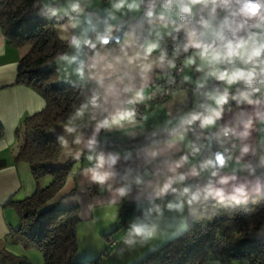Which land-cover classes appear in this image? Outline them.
I'll return each mask as SVG.
<instances>
[{
    "label": "crops",
    "instance_id": "crops-1",
    "mask_svg": "<svg viewBox=\"0 0 264 264\" xmlns=\"http://www.w3.org/2000/svg\"><path fill=\"white\" fill-rule=\"evenodd\" d=\"M116 2H48L57 3L55 14H71L55 27L61 40L71 41L53 64L62 83L79 87L67 119L47 131L48 135L60 137L62 141L57 166L76 159L72 174L51 198L49 205L56 203L61 208H77L76 238L77 245L80 244L78 250H82V257H85L83 260L97 254L101 256L106 247L105 237L111 235L117 245L104 255L106 257L99 264H134L177 237L186 222L196 217L208 197L246 201L252 195L264 194V98L232 106L222 111L219 117L210 116L214 123H203L202 130L230 127L238 141L235 153L226 158L221 171L215 175L211 166L198 161L200 151L189 153L192 140L185 131L137 149L107 146H126L165 131L182 119H189L192 112L202 111L204 114L217 105L210 97L222 94L221 89L231 90L241 81L228 84L218 79L219 72L230 66L229 62L202 60L200 50L191 47L184 65V83L166 101L149 105L143 116H134L131 122L101 127L102 121L110 120L117 112L144 103L152 83L170 68V59L162 51L161 39L176 30L171 22L151 20L141 39L130 31L114 42L102 44L98 37H94L96 31L105 34L111 27L112 32L126 21H134L142 15L140 0H135L139 5L136 9L124 7L117 10L114 8ZM181 2L186 3V0H177L165 8L166 2L160 0L152 15L182 22ZM73 5L78 7L74 10ZM73 37L81 41L90 40L95 47L82 44L77 49L72 44ZM197 38L200 39L199 36ZM202 41H218L213 47L223 50L218 39L204 38ZM148 44H157L158 47L150 55H145L144 49ZM22 54V50L7 44L0 28V125L4 132L0 138V159L6 162V166L0 169V253L6 251L19 256L25 253L23 248L13 245L7 238L9 231L18 223L14 209L7 203L10 199L20 200L32 194L35 182L28 164L14 161L20 144L15 129L23 116L45 106L39 94L15 83ZM65 56L69 59H63ZM73 56L75 61L70 59ZM189 59L194 63H188ZM259 61H264V54ZM244 67L241 70L256 69L251 62ZM230 68L231 72L238 66L232 64ZM217 79L219 85L214 83ZM187 87L202 89L203 93L190 94ZM137 93H142L143 99H136ZM130 100L135 102L129 103ZM67 128L74 131L69 132ZM90 141L94 143L90 145ZM203 146L209 150L212 143L206 139ZM100 157H103L102 166H98ZM93 172L106 174L105 181L96 182ZM166 185L169 187L164 191ZM240 189L242 191H238ZM134 226L141 227L143 233L137 235L133 231ZM200 264L221 262L212 258Z\"/></svg>",
    "mask_w": 264,
    "mask_h": 264
},
{
    "label": "trees",
    "instance_id": "trees-1",
    "mask_svg": "<svg viewBox=\"0 0 264 264\" xmlns=\"http://www.w3.org/2000/svg\"><path fill=\"white\" fill-rule=\"evenodd\" d=\"M159 1L140 0L141 17L134 21H126L122 26L119 25L110 33L109 42L120 39L130 31L141 39L144 29L151 20H164L175 26L179 24L171 34L177 36L181 43L186 44L180 20H169L155 14L148 15ZM56 6L57 3L44 5L42 0H0L1 31L8 45L23 51L17 65L15 83L31 88L45 101V106L41 110L23 116L15 129L20 144L14 161L28 164L35 182V190L23 199L8 201L7 204L17 215L18 223L9 231L7 238L13 245L23 249L39 250L44 264H95L94 260L75 258L78 250L77 208H61L56 203L49 205L51 198L72 174L76 159L69 160L63 166H57L56 160L62 149V141L60 137L48 135L47 131L67 119L73 101L79 94L78 86L62 83L59 80L57 69L53 64L54 60L68 48L71 41V39L61 40L55 32V27L71 16V14H55ZM202 6L200 5L198 10ZM240 6L237 0H229L227 5L218 0L216 5V11L230 9L227 15L228 23L224 24L223 31L226 38L234 42L244 39L261 21L259 16L251 19L241 16ZM261 12L264 13V8ZM197 15L198 18H203L200 11H197ZM204 43L217 46L218 41ZM190 48L187 49L188 54ZM262 82H264V74L254 77L251 84L241 80L234 88L226 91L228 96L226 103L216 105L204 114L202 111H197L196 114H200V119L191 124L187 123L188 119H182L165 131L126 146L116 144L107 146L137 149L149 143L167 140L185 131L192 140L189 153L194 154L198 150L201 154L200 146L206 139L201 140L199 135L201 132L209 131L202 130L204 119L213 116L214 112L221 113L250 99L264 98V92L258 90L264 87ZM214 83L219 85L218 79ZM221 91L222 94L225 93V90L221 89ZM3 133L0 125V138ZM5 166V160L0 159V169ZM47 175L51 176L52 180L47 185L41 186L42 178ZM212 258H217L221 264L234 262L264 264V194L252 195L246 201L208 197L198 209L196 217L186 222L177 237L144 255L134 264H200ZM0 264L31 263L23 255L2 251Z\"/></svg>",
    "mask_w": 264,
    "mask_h": 264
},
{
    "label": "clouds",
    "instance_id": "clouds-1",
    "mask_svg": "<svg viewBox=\"0 0 264 264\" xmlns=\"http://www.w3.org/2000/svg\"><path fill=\"white\" fill-rule=\"evenodd\" d=\"M173 0H166V3L164 5L165 8H169L172 4ZM220 3H223L227 5L229 3V0H219ZM238 3L241 4L239 8V14L247 19H251L253 17H260L262 21H264V13L261 12V9L264 8V0H237ZM196 3H204V4H212V12H215V6L218 3V0H190V3H180V11L185 14H191V6L190 4H196ZM78 7V5H73L74 10ZM127 7L128 9H136L139 7V5L135 2V0H132V2H128V0H117V2L114 4V8L119 10L121 8ZM148 15H152V12L149 11ZM235 15V13H234ZM228 23L227 18L224 21V24L226 25ZM201 24L204 28H210L211 25L208 21H201ZM259 27L260 25H256ZM224 25H221L220 29L214 32V35L216 39L221 41V47L223 50H220L218 48L213 47L211 44H206L202 40L197 38V33L195 30H191L188 33V43L185 44V51L189 47H193L196 49H199V55L202 60L208 59L210 62H216L220 63L223 61H227L229 63L232 62V58L238 57L244 60L245 63L253 61L254 58L260 57L262 54H264V40L257 42L256 36L251 35L247 40L245 39H239L237 41L229 40L224 35L223 31ZM111 27L106 29V33L102 36H99L97 39L102 44H108L111 39ZM201 36L204 35V33H200ZM72 44L79 49L82 44L90 45L92 47H95L94 44L90 40H79L75 37L72 39ZM249 45H251L249 50ZM158 47L157 44H148L147 47L144 49L145 55H150L156 48ZM246 57V59H245ZM63 59L68 60L69 57L65 56ZM71 61H75L76 57L73 56L70 58ZM188 63H194V60L189 59ZM261 63H264L262 61ZM81 75L82 69H80ZM261 72L264 73V68H261ZM213 75H216V73H213ZM256 72L255 70H249L244 71L241 69H237L235 71L229 72L228 70H224L219 72L217 78L220 80L227 81L228 84H232L237 82L238 80H244L246 83L251 84L253 78L255 77ZM215 101L217 105H222L227 102L228 96L227 92L223 94H218L210 97ZM136 99H143L142 93L136 94ZM135 100H130L129 103H134ZM80 114V113H78ZM219 112H214L215 117H219ZM135 112L133 110H124L117 112L114 114L111 119H105L101 122V127H108L110 125H119L122 121H129L131 122L134 119ZM200 119V114H191L190 118L187 120V123L191 124L192 122ZM205 124H212L214 123L213 117H206L203 121ZM69 132L74 131L72 128H67ZM79 143V140L76 141ZM94 143V141H90V145ZM66 144V142H65ZM92 157H89L91 159ZM99 165L102 166L103 164V157L99 158ZM216 163L220 164L221 166L224 163V159L220 154H217L216 161H208V165L214 166ZM215 175V173H213ZM93 179L96 182L103 183L106 179V174H100L99 172H93ZM180 179H183V177H180ZM169 186L166 185L163 189L164 191L167 190ZM185 192L188 191V189H184ZM242 191V189L238 190ZM219 195V193H217ZM195 198V197H193ZM169 207H173V205H169ZM133 231L140 235L143 233V229L139 226H134Z\"/></svg>",
    "mask_w": 264,
    "mask_h": 264
},
{
    "label": "built area",
    "instance_id": "built-area-1",
    "mask_svg": "<svg viewBox=\"0 0 264 264\" xmlns=\"http://www.w3.org/2000/svg\"><path fill=\"white\" fill-rule=\"evenodd\" d=\"M183 15L184 18H190L189 14L184 13ZM99 36H101L100 33H94V37ZM161 46L162 51L170 59V68L162 74L159 80L152 83L143 104H135L129 107V110L135 112V117L143 116L149 105L166 101L172 92L180 88L184 82V63L188 55V50L185 51V44L181 43L177 36L170 34L161 39ZM187 90L190 94L201 95L203 93V90L198 88L187 87ZM199 137L201 140L208 139L212 143V147L209 150H205L203 144L200 146L202 151L199 161L206 165H208L210 160L216 161L217 154H220L225 161L230 154L235 153L238 146L237 138L230 127L210 129L207 132H201ZM221 167L220 164L216 163L211 166L212 172L219 173ZM105 240L107 250L117 245V241L111 235H107Z\"/></svg>",
    "mask_w": 264,
    "mask_h": 264
},
{
    "label": "rangeland",
    "instance_id": "rangeland-1",
    "mask_svg": "<svg viewBox=\"0 0 264 264\" xmlns=\"http://www.w3.org/2000/svg\"><path fill=\"white\" fill-rule=\"evenodd\" d=\"M49 1L50 0H45L44 3L43 2L42 3L44 5H48ZM173 2L177 3V0H173ZM186 3H190V0H186ZM200 5H203V6L201 7V9L198 10V7ZM190 6H191V9H192L191 14H190L191 18L190 19L182 18L183 20L181 22L183 30L185 32V34H184L185 37L188 39L189 31L195 30L196 33H197V36H199L200 40H203L204 38H210L211 40H217L215 35H214V32L219 30L221 25H224V21L227 18V15L229 14L230 9H223V10H219V11L215 10V12L213 13L212 12L213 5L210 4V3L209 4L196 3V4H190ZM215 9H216V6H215ZM197 11L202 12L203 18H198ZM201 21H208L209 24L211 25V27L210 28H204L202 26V24H201ZM194 24H197L200 28L196 27ZM178 25H176L175 27H177ZM257 25H260V26L259 27L255 26L249 32V34H247V36L244 38L245 40H247L249 38V36H251V35H255L256 36V39H257L258 43L260 41L264 40V21L261 20ZM96 32H99V31H96ZM200 33H204V35L201 36ZM212 38H214V39H212ZM250 47H251V45H249V50H250ZM260 57L254 58L253 61H251V63H253L254 67L256 68L255 69V72H256L255 77H258V76H261L262 74H264V73L261 72V68H264V63H259L260 62L259 61ZM245 59H246V57H245ZM229 64H230V66H228V68H227V70L229 72L231 70L230 67H231L232 64L234 65V67L238 66V69H241V68L244 67V65H246L244 60L241 59V58H238V57L232 58V62L229 63ZM244 69H245V67H244ZM262 84H264V82H262ZM258 90H259V92H264V88H259ZM205 125H207V124H205ZM51 180H52L51 176H49V175L44 176L42 178L41 182H40V185L41 186H45ZM78 245L80 247V244H78ZM83 246H86V245L84 244ZM105 246H106V244H105ZM23 251L25 252L23 254V256H25L31 264H44V259H43L42 253L39 250H37L35 248H26V249L24 248ZM104 252H105V255L109 254L111 252V249L107 250L106 247H105L103 249V251L101 252V256L99 254H97L95 257H91V258H89L87 260H94L95 264H99V262L103 261L102 259L104 257H106V256H104ZM82 256H83L82 255V250H78L76 255H75V258H76V260H83V258H85V257H82ZM92 258H95V259H92ZM233 264H238V263L234 262Z\"/></svg>",
    "mask_w": 264,
    "mask_h": 264
}]
</instances>
